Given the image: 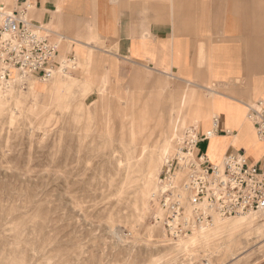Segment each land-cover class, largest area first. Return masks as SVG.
Wrapping results in <instances>:
<instances>
[{
  "label": "rangeland",
  "instance_id": "obj_1",
  "mask_svg": "<svg viewBox=\"0 0 264 264\" xmlns=\"http://www.w3.org/2000/svg\"><path fill=\"white\" fill-rule=\"evenodd\" d=\"M101 47L68 48L76 68L0 93V264H264V210L165 233L154 194L186 125L171 142L131 121L144 105L168 114L192 85L122 74Z\"/></svg>",
  "mask_w": 264,
  "mask_h": 264
},
{
  "label": "crops",
  "instance_id": "obj_2",
  "mask_svg": "<svg viewBox=\"0 0 264 264\" xmlns=\"http://www.w3.org/2000/svg\"><path fill=\"white\" fill-rule=\"evenodd\" d=\"M8 3L26 8L60 54L84 57L104 45L122 74L147 70L190 83L168 114L144 105L131 121L144 134H172L181 122L203 134L217 115L219 132L199 142L196 156L216 164L245 152L250 164L260 161L264 146L248 110L264 113V0H0V10Z\"/></svg>",
  "mask_w": 264,
  "mask_h": 264
},
{
  "label": "built area",
  "instance_id": "obj_3",
  "mask_svg": "<svg viewBox=\"0 0 264 264\" xmlns=\"http://www.w3.org/2000/svg\"><path fill=\"white\" fill-rule=\"evenodd\" d=\"M60 55L58 45L30 19L26 8L1 12L0 93L15 86L25 89L30 79L45 81L76 68L74 55ZM248 118L264 146V113L250 105ZM219 129L217 115L203 134L196 125L187 127L163 166L154 195L158 202L155 216L160 220L163 212L162 226L170 238L186 236L211 224L216 216L264 210V153L257 164H250L245 152H230L216 164L196 156L199 142L215 136Z\"/></svg>",
  "mask_w": 264,
  "mask_h": 264
},
{
  "label": "bare ground",
  "instance_id": "obj_4",
  "mask_svg": "<svg viewBox=\"0 0 264 264\" xmlns=\"http://www.w3.org/2000/svg\"><path fill=\"white\" fill-rule=\"evenodd\" d=\"M35 79H37V78H35ZM7 90H11L13 94H14V93H15V94L17 93V92L15 91L14 87H11V88H9V89H7ZM7 90H6V91H7ZM18 93H19V92H18ZM175 124H176V122H175ZM184 126H185V122H181L180 125H177L176 128H174L173 134H171V142H172V140L174 139V137L178 135V132H177V131H180L181 127H184ZM177 147H178V144H177L176 147H174L173 152H172L171 154H167V155H166L164 162H166L167 159L170 158V157L173 155L174 150H176ZM163 165H164V164H163ZM162 167H163V166H162ZM158 189H159V188H158ZM158 189H156V192H158ZM156 192H155V194H157ZM155 194H154V195H155ZM249 213H256V212L240 213V214H237V215H235V216H233V217H230V218L216 216L211 224L206 225V226H202V227H199V228H196V229L193 230V232H199V231H201V230H204V229L210 228L211 226H213L215 223L218 222V221H216V220H227V219L235 218L236 216H238L237 218H242V217H245V216H250V215H248ZM193 232H192V233H193ZM190 234H191V233H190ZM188 235H189V234H188ZM186 236H187V235H186ZM181 237H185V236H181ZM178 238H180V237H178Z\"/></svg>",
  "mask_w": 264,
  "mask_h": 264
}]
</instances>
